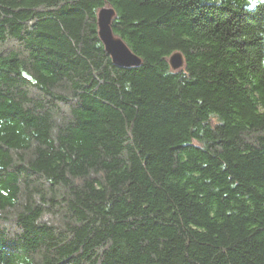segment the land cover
<instances>
[{"label":"trees","instance_id":"1","mask_svg":"<svg viewBox=\"0 0 264 264\" xmlns=\"http://www.w3.org/2000/svg\"><path fill=\"white\" fill-rule=\"evenodd\" d=\"M0 264H264V3L0 0Z\"/></svg>","mask_w":264,"mask_h":264},{"label":"water","instance_id":"2","mask_svg":"<svg viewBox=\"0 0 264 264\" xmlns=\"http://www.w3.org/2000/svg\"><path fill=\"white\" fill-rule=\"evenodd\" d=\"M116 13L113 9L104 8L98 14V35L105 51L111 57L114 66L123 69L137 68L142 61L114 36L111 24ZM169 65L173 71H179L184 67L182 54L176 53L169 59Z\"/></svg>","mask_w":264,"mask_h":264},{"label":"snow or ice","instance_id":"3","mask_svg":"<svg viewBox=\"0 0 264 264\" xmlns=\"http://www.w3.org/2000/svg\"><path fill=\"white\" fill-rule=\"evenodd\" d=\"M262 3H264V0H261ZM255 3V0H253V4Z\"/></svg>","mask_w":264,"mask_h":264}]
</instances>
